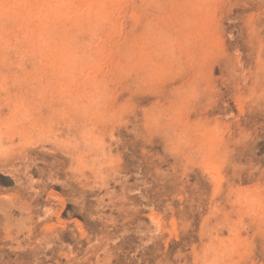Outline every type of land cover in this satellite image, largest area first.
Here are the masks:
<instances>
[{"label":"rangeland","instance_id":"obj_1","mask_svg":"<svg viewBox=\"0 0 264 264\" xmlns=\"http://www.w3.org/2000/svg\"><path fill=\"white\" fill-rule=\"evenodd\" d=\"M0 264H264V0H0Z\"/></svg>","mask_w":264,"mask_h":264},{"label":"bare ground","instance_id":"obj_2","mask_svg":"<svg viewBox=\"0 0 264 264\" xmlns=\"http://www.w3.org/2000/svg\"><path fill=\"white\" fill-rule=\"evenodd\" d=\"M100 160V159H99ZM103 165V164H102ZM100 168V167H99ZM96 174H97V172H96ZM97 175H99V174H97Z\"/></svg>","mask_w":264,"mask_h":264}]
</instances>
